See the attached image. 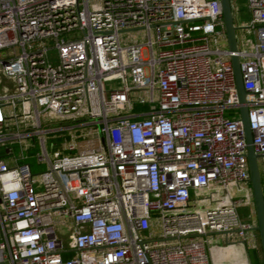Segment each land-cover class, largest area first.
Instances as JSON below:
<instances>
[{"label": "built area", "instance_id": "obj_1", "mask_svg": "<svg viewBox=\"0 0 264 264\" xmlns=\"http://www.w3.org/2000/svg\"><path fill=\"white\" fill-rule=\"evenodd\" d=\"M247 7L231 51L219 0H0V263L210 264L206 233L252 236L224 115L235 54L264 198V0Z\"/></svg>", "mask_w": 264, "mask_h": 264}, {"label": "rangeland", "instance_id": "obj_2", "mask_svg": "<svg viewBox=\"0 0 264 264\" xmlns=\"http://www.w3.org/2000/svg\"><path fill=\"white\" fill-rule=\"evenodd\" d=\"M233 3V22L237 26L235 29L237 36L239 37V41L242 40V42L246 45L245 41L249 39V33L247 31V28L243 27L246 22L249 20V11L247 7V0H232ZM130 31L125 32V35L128 34ZM5 51V49L0 50V52ZM47 59L51 62L56 61L55 52L54 50H48L47 51ZM114 81L106 80L104 81L105 86L108 85V83H113ZM16 90V82L14 78L10 75L5 74L2 70H0V95L2 94H10L13 93ZM237 115L238 114V108H226L224 110V115ZM35 150V148H34ZM30 161L33 162V158H30ZM261 183H263V177L261 176ZM239 219L240 222L243 224H248L253 219L252 216V210L249 206L247 208L244 205H240L239 207ZM55 231L57 235H59L60 238L64 242L67 240L68 232L70 231L71 224L66 219H61L58 222H55L54 225ZM234 239H236L234 237ZM241 239L237 240V245L239 246L241 250L242 257L235 254H228L220 256L221 264H240V262H245V264H259L261 261V253L260 249L257 243L256 238V231H253L252 236L247 235L243 241H240ZM229 244H231V240L228 241Z\"/></svg>", "mask_w": 264, "mask_h": 264}, {"label": "water", "instance_id": "obj_3", "mask_svg": "<svg viewBox=\"0 0 264 264\" xmlns=\"http://www.w3.org/2000/svg\"><path fill=\"white\" fill-rule=\"evenodd\" d=\"M222 21L224 24L225 37L228 49H236V31L237 26L233 22L231 0H219ZM230 61L235 79L236 96L239 102V119L243 128L245 139V156L248 170V181L252 200V209L255 225L251 227L256 231L259 247L261 251L262 263L264 264V198L261 190L260 173L257 165V153L254 152L251 143V131L247 121L246 105L244 104V90L241 83L240 70L238 67V58L235 54H230Z\"/></svg>", "mask_w": 264, "mask_h": 264}, {"label": "crops", "instance_id": "obj_4", "mask_svg": "<svg viewBox=\"0 0 264 264\" xmlns=\"http://www.w3.org/2000/svg\"><path fill=\"white\" fill-rule=\"evenodd\" d=\"M231 4L233 6L232 0ZM237 35V33H236ZM238 37V36H237ZM239 40V37H238ZM206 238H208V245H207V254L209 258L210 264H221V259L219 257L228 254H237L238 256L241 254V250L234 239V234L232 233H206ZM231 240V244L228 241ZM0 264H7V263H0ZM240 264H245V262H240Z\"/></svg>", "mask_w": 264, "mask_h": 264}, {"label": "trees", "instance_id": "obj_5", "mask_svg": "<svg viewBox=\"0 0 264 264\" xmlns=\"http://www.w3.org/2000/svg\"><path fill=\"white\" fill-rule=\"evenodd\" d=\"M256 238H257V243H258V246H259V242H258L257 233H256ZM259 249H260V247H259ZM260 253H261V251H260ZM259 264H263V263H262V257H261V261L259 262Z\"/></svg>", "mask_w": 264, "mask_h": 264}, {"label": "flooded vegetation", "instance_id": "obj_6", "mask_svg": "<svg viewBox=\"0 0 264 264\" xmlns=\"http://www.w3.org/2000/svg\"><path fill=\"white\" fill-rule=\"evenodd\" d=\"M232 12H233V9H232Z\"/></svg>", "mask_w": 264, "mask_h": 264}]
</instances>
